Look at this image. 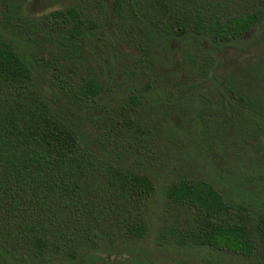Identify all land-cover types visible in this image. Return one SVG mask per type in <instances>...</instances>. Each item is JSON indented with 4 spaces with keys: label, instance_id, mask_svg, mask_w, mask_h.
Masks as SVG:
<instances>
[{
    "label": "trees",
    "instance_id": "trees-1",
    "mask_svg": "<svg viewBox=\"0 0 264 264\" xmlns=\"http://www.w3.org/2000/svg\"><path fill=\"white\" fill-rule=\"evenodd\" d=\"M27 3L0 0V30L30 48L0 32V264L143 237L156 186L121 158H157V125L264 156V0ZM165 204L176 227L160 235L264 264V213L214 182L178 175Z\"/></svg>",
    "mask_w": 264,
    "mask_h": 264
},
{
    "label": "rangeland",
    "instance_id": "rangeland-1",
    "mask_svg": "<svg viewBox=\"0 0 264 264\" xmlns=\"http://www.w3.org/2000/svg\"><path fill=\"white\" fill-rule=\"evenodd\" d=\"M69 1L27 0L26 11L39 14ZM0 32L7 41L29 53L30 48L16 32ZM168 118L170 120V114ZM171 123L176 124L175 120H170V125L162 126V130L159 125L156 127L157 158L145 159L129 154L121 158L125 166L146 171L156 186L147 206L146 234L139 239L120 237L110 241L105 238L97 248H84L74 259L63 258L48 264H258L254 257L244 258L205 245L177 244L174 235H160L165 224L174 222L176 227L174 215L166 209L165 189L171 179L181 174L206 178L214 182L227 200L264 213V156L250 148L247 154L241 152L236 140L235 144L228 142L223 148L203 144L201 126L192 125L193 121ZM182 223L184 225V221Z\"/></svg>",
    "mask_w": 264,
    "mask_h": 264
}]
</instances>
